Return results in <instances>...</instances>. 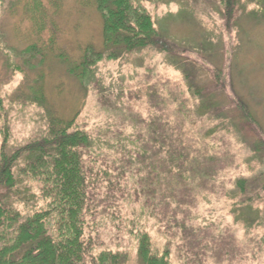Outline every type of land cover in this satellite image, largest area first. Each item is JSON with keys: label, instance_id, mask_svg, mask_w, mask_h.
I'll list each match as a JSON object with an SVG mask.
<instances>
[{"label": "rangeland", "instance_id": "1", "mask_svg": "<svg viewBox=\"0 0 264 264\" xmlns=\"http://www.w3.org/2000/svg\"><path fill=\"white\" fill-rule=\"evenodd\" d=\"M1 1L0 151L3 129H8L7 152L12 153L47 133L48 112L75 119L92 139L85 159L96 162L90 166L98 209L87 236L99 249L125 252L128 264H136L134 234L145 232L156 253L170 251L171 264H194L179 252V237L169 242L161 230L157 215L166 206L163 199L145 204L133 198L143 176L136 159L147 142L149 120L159 115L150 104L158 111L164 107L167 116L180 110L185 129L201 146L197 148L222 162L217 176L197 180V202L187 226L205 241L234 245L220 260L213 256L218 246H200L206 253L202 264H264V10L254 9L250 0H238L234 19L227 24L224 0H148L143 6L158 30L185 54L147 48L108 60L97 54L103 51V34L95 0H60L56 7L48 0H40L44 7L33 6L32 0ZM38 22L58 30L59 41L51 50L49 42L34 40ZM33 42L49 52L28 55ZM91 47L95 54L89 56L87 79L81 84L70 70ZM182 69L202 90L209 89L206 96L220 106L219 120L195 118L199 100L187 94ZM33 94L44 95L46 108L26 99ZM234 101L243 102L247 116ZM127 162L133 164L128 167ZM102 179L108 183L99 186ZM239 181H245L246 198L253 204L242 203ZM22 185V195L25 187L30 189L28 206H41L34 182ZM107 186L109 197L122 190V198L102 202ZM104 210L108 216L98 215Z\"/></svg>", "mask_w": 264, "mask_h": 264}, {"label": "trees", "instance_id": "2", "mask_svg": "<svg viewBox=\"0 0 264 264\" xmlns=\"http://www.w3.org/2000/svg\"><path fill=\"white\" fill-rule=\"evenodd\" d=\"M48 1L49 5L55 7L60 2ZM147 1L95 0L102 19L103 51L97 53L100 58L105 56L108 60H116L124 54L147 48H156L169 54H185L184 49L172 43L158 30L156 22L143 6ZM222 2L224 16L226 15L229 24L234 19L238 0ZM44 3L40 0L34 3L32 0L33 6L44 7ZM250 3L254 4V9L259 7L264 10V0H250ZM253 12L254 10L250 11V14ZM254 14L256 15V11ZM55 27L47 29L45 22H38L36 29L34 28V40L49 42L51 50L53 44L59 41L58 30L52 29ZM45 31L46 38L40 41V34ZM39 46L33 42L25 53H40L45 56L48 49L39 50ZM93 51V48L86 49L80 62L75 63V67L70 70L81 84L87 79L85 76L89 56L95 54ZM182 71L187 94L199 100L195 118L214 116L219 120L220 106L215 105L214 99L209 98V95L206 96L209 89L202 90L188 70ZM26 99L46 108L43 94H33ZM232 103L237 106L238 111L248 115L243 102ZM150 107L159 115L149 120L147 142L144 141L145 144L140 149V154H143H138L136 159L143 176L136 182L137 189L133 198L137 202L143 200L145 204L153 203L158 198L163 199L166 206L157 215L161 230L169 238V242L179 237L178 250L186 255L187 261L202 264V256L206 253L205 250L200 252V246L211 244L218 246L213 256L220 260L224 257L225 249L232 251L233 241H205L187 223L197 202V180L217 176L219 170L222 171V162L212 159V155L197 148L201 146L188 133L189 128L185 129L186 119L182 111L167 116L168 111L164 107L159 111L155 105L150 104ZM47 118V133L12 153L7 152L9 134L5 130L8 129H3L0 151V264H128L130 260L127 253L99 249L93 239L87 236V231L90 230L89 220L96 215L99 200L98 188L92 185L95 182V178L92 179L91 176L94 169L90 166L92 162H96L86 160L84 156L85 151L93 147L91 136L78 127L75 119H61L52 112H48ZM132 164L127 162L128 167ZM212 167L217 171H213ZM27 180L36 185L41 206L37 202L28 206L25 196L30 194L29 188L25 187L26 195H22L21 186ZM105 182L108 183L102 179L99 186L106 184ZM244 183L245 181H239L237 184L243 195L242 203L253 204L252 198H246L248 194ZM110 188H103L106 196L101 194L102 202L108 199L119 201L122 198V190L118 196L109 197ZM35 195L36 193L31 194L32 199ZM98 215L108 216V211H101ZM134 238L137 248L136 264H171L170 251L156 253L148 233H136Z\"/></svg>", "mask_w": 264, "mask_h": 264}]
</instances>
